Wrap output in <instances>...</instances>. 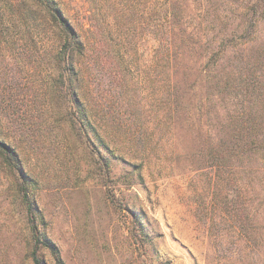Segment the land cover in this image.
<instances>
[{"label": "rangeland", "instance_id": "374dc122", "mask_svg": "<svg viewBox=\"0 0 264 264\" xmlns=\"http://www.w3.org/2000/svg\"><path fill=\"white\" fill-rule=\"evenodd\" d=\"M145 1L138 13L122 15L130 27L118 30L119 0H55L84 40L108 36V49L133 63L125 72L116 63L122 84L111 89V116L105 112L108 64L94 71L96 83L100 78L102 145L92 135V143L84 142L79 130L65 126L54 94V56L62 43L43 5L0 0V138L17 150L25 172L11 173L0 164V264H33L17 193L24 179L39 231L56 248L40 250L43 264H264V0H178L198 9L222 6L234 19L242 7V32L254 11L244 9L255 7L253 46L243 45L242 72L257 81L250 93L242 88L240 97L226 93L206 101L200 133L178 128L173 135L160 99L161 69L149 77L155 44L145 28L149 16L141 14ZM194 15L206 16L197 10ZM136 20L141 25L133 29ZM252 60L257 63L251 70ZM125 79L131 103L121 102ZM123 106L140 126V141L117 129ZM139 109L138 120L133 114ZM238 111L253 119L249 132L258 151L242 157L239 135L227 158L224 141L236 129L229 115ZM209 155L219 158L217 165Z\"/></svg>", "mask_w": 264, "mask_h": 264}, {"label": "trees", "instance_id": "16d2710c", "mask_svg": "<svg viewBox=\"0 0 264 264\" xmlns=\"http://www.w3.org/2000/svg\"><path fill=\"white\" fill-rule=\"evenodd\" d=\"M39 1L43 5L47 20L61 38L62 44L54 56V64L58 71L54 83V94L59 99L57 103L63 106L62 115L65 118V126L71 131L79 130L84 142L88 144L94 141L91 139L90 135H92L94 139L105 145L100 139V124L97 122V116L102 111L100 78L96 83L94 71L108 64L109 94L105 112L111 116L114 111L111 89L117 83L122 84L119 82L121 75H116V63L119 67L120 64L123 65V69L121 68L119 72L130 71L133 63L108 49L113 42V39L108 36H96L94 39L84 40L65 18L55 0ZM120 2L123 3L119 10L121 13L118 16L116 29L123 30L125 26L130 27V25L122 20V15L129 12L138 13L141 0H119ZM141 9V14L145 13L149 16L145 21V28L155 44L149 61V77L153 79L157 75L155 70L161 69L163 88L160 99H162L166 126L172 135L178 128L200 133L203 129L200 125L201 118L208 112L206 101L218 100L219 97L222 99L226 93L240 97L242 88L245 93H250V90L255 88L257 77L253 73L251 75L250 71L242 72L247 69L242 67L245 56L243 45L250 43L249 47L253 46L252 28L256 26V20H253L256 14L254 6L244 9L249 12L254 11L253 18L243 23L246 24L243 32L242 7L239 8V14L235 19L228 17L222 6L211 7L206 4L198 9L178 0H147ZM195 10L199 13L204 12L206 16L203 18L196 16L194 19ZM212 11L214 15L209 18ZM160 13L163 16L157 18V14ZM132 25L133 29H136L141 23L136 20ZM119 35L123 34L119 33ZM119 40L123 43V39ZM256 63L257 60L249 61L247 67L252 70ZM139 79L140 74L137 73L138 84ZM124 82L123 93L127 97L121 102L131 103L128 91L129 79H125ZM123 107L126 109L121 115L124 119L117 121V129L129 132L132 138L140 141V126L133 123L129 108ZM139 111L142 110L139 109L136 115L133 114L138 120ZM229 118L236 124V129L224 141L227 158L235 151L234 139L239 140V135L242 136V145L238 144L242 147V157L256 154L257 140L253 132H249L253 119L245 111L234 112L229 115ZM208 159L211 163L215 160L214 163L217 165L216 161L219 158L209 155ZM0 164L11 173L17 172L25 176L17 150L2 138H0ZM24 181L17 182V193L25 210L26 224L30 233L29 256L33 264H43L39 255L40 250L47 247L54 251L56 248L39 231L38 213Z\"/></svg>", "mask_w": 264, "mask_h": 264}]
</instances>
